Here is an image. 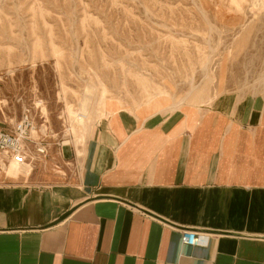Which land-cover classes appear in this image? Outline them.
<instances>
[{
	"label": "crops",
	"instance_id": "obj_1",
	"mask_svg": "<svg viewBox=\"0 0 264 264\" xmlns=\"http://www.w3.org/2000/svg\"><path fill=\"white\" fill-rule=\"evenodd\" d=\"M168 92L132 106L108 94L84 147L31 179L32 162L3 163L26 179L0 182V264H264V88Z\"/></svg>",
	"mask_w": 264,
	"mask_h": 264
},
{
	"label": "rangeland",
	"instance_id": "obj_2",
	"mask_svg": "<svg viewBox=\"0 0 264 264\" xmlns=\"http://www.w3.org/2000/svg\"><path fill=\"white\" fill-rule=\"evenodd\" d=\"M252 5L253 0H0V127L13 130L29 114V178L61 148L84 147L102 114L97 100L103 88L126 106L169 90L180 100L200 95L208 101L263 89L264 9L256 8L254 16ZM89 88L93 97L84 126L71 112L80 110ZM35 142L48 146L47 156L37 153ZM28 162L18 164L0 152V182L26 179L5 178L3 163L23 168Z\"/></svg>",
	"mask_w": 264,
	"mask_h": 264
},
{
	"label": "built area",
	"instance_id": "obj_3",
	"mask_svg": "<svg viewBox=\"0 0 264 264\" xmlns=\"http://www.w3.org/2000/svg\"><path fill=\"white\" fill-rule=\"evenodd\" d=\"M32 120L29 114L18 122L13 130H7L0 127V152L18 163L28 161V153L30 151L28 143L31 142L30 128ZM36 151L39 155L47 156L49 148L43 143L35 142ZM208 235L198 233L193 230L183 231V241L189 245H206L208 243Z\"/></svg>",
	"mask_w": 264,
	"mask_h": 264
},
{
	"label": "bare ground",
	"instance_id": "obj_4",
	"mask_svg": "<svg viewBox=\"0 0 264 264\" xmlns=\"http://www.w3.org/2000/svg\"><path fill=\"white\" fill-rule=\"evenodd\" d=\"M256 8H259L258 10H263L264 9V0H253V5L251 7V13L254 15V16H257V13H256ZM101 85H103L101 83ZM104 86V85H103ZM102 90L103 93L101 95V97L97 100V106L101 105L102 103V100L104 99L105 97V88H103ZM91 88H89L86 92V94L83 96L81 102H80V110L78 112L76 111H72L70 110V112L75 115V117L77 118V122H79L81 125H85V122H86V119L88 118V115L90 114V111H89V103L90 101L92 100V93H91ZM95 94V92H93ZM95 108V107H94ZM19 164V163H18Z\"/></svg>",
	"mask_w": 264,
	"mask_h": 264
}]
</instances>
